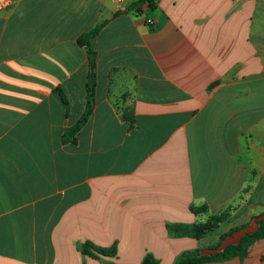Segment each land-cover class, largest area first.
<instances>
[{
  "label": "crops",
  "instance_id": "crops-1",
  "mask_svg": "<svg viewBox=\"0 0 264 264\" xmlns=\"http://www.w3.org/2000/svg\"><path fill=\"white\" fill-rule=\"evenodd\" d=\"M81 1L90 11L70 24L53 13L75 0H20L0 14V264H142L147 255L175 264L255 232L264 0H152L131 11L132 0ZM104 21L93 112L77 142H65L87 107L89 50L77 40ZM227 211L200 238L168 230ZM86 242L117 256L84 255ZM209 264H264V240L244 260Z\"/></svg>",
  "mask_w": 264,
  "mask_h": 264
},
{
  "label": "trees",
  "instance_id": "trees-1",
  "mask_svg": "<svg viewBox=\"0 0 264 264\" xmlns=\"http://www.w3.org/2000/svg\"><path fill=\"white\" fill-rule=\"evenodd\" d=\"M148 3L150 7H153L152 0H139L133 5L127 8L128 11L139 9L144 3ZM140 10V9H139ZM108 21H104L100 25L91 29L89 32L82 34L78 38V44L80 46H86L89 50V75H88V84H87V107L82 118L71 128H69L65 135V142H77V134L80 130L86 125L90 116L93 112L94 102H95V93H96V57L97 53L93 49V43L98 37L100 31L105 26ZM57 92L60 93L64 104L68 107V101L65 98L64 94L60 89H57ZM207 207H201L199 209L193 208L192 211L195 214L203 212ZM229 216V211L224 212L219 215H212L206 223L203 224H193V225H170L168 230L173 236H186L192 238H200L207 232L214 230L217 226L224 223ZM239 229H233L229 234L237 231ZM225 235V236H227ZM264 240V219L258 221L257 230L253 233H246L242 239L234 245H228L221 251H216L211 255H204L201 253V250L185 252L183 253L175 262V264H209L214 262H225L232 259L244 260L249 253L250 247L260 241ZM82 252L84 255H88L93 258H99V256L106 257H116L117 250L115 247L110 249H103L96 247L91 242L84 243L82 247ZM110 264H117L111 262ZM142 264H158V261L153 255H147Z\"/></svg>",
  "mask_w": 264,
  "mask_h": 264
},
{
  "label": "rangeland",
  "instance_id": "rangeland-1",
  "mask_svg": "<svg viewBox=\"0 0 264 264\" xmlns=\"http://www.w3.org/2000/svg\"><path fill=\"white\" fill-rule=\"evenodd\" d=\"M138 0H132V2H137ZM93 2V1H92ZM126 5V4H125ZM124 5V6H125ZM52 4L49 5L51 8ZM93 9V5L91 4V10ZM90 11L88 8H83L81 0H75V2L71 5V7L67 6L64 3H61L60 10L54 11L53 15L55 19L59 23H72L73 19L79 18V16L85 14V12ZM218 234H214V237Z\"/></svg>",
  "mask_w": 264,
  "mask_h": 264
},
{
  "label": "built area",
  "instance_id": "built-area-1",
  "mask_svg": "<svg viewBox=\"0 0 264 264\" xmlns=\"http://www.w3.org/2000/svg\"><path fill=\"white\" fill-rule=\"evenodd\" d=\"M20 0H0V14L3 13L4 11H7L13 7H15V5H17V3ZM116 5H118L119 7H123L128 0H113ZM150 25L153 26V21H149Z\"/></svg>",
  "mask_w": 264,
  "mask_h": 264
}]
</instances>
